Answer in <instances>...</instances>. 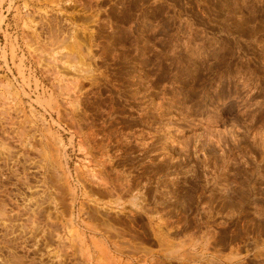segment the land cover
<instances>
[{
	"label": "rangeland",
	"instance_id": "obj_1",
	"mask_svg": "<svg viewBox=\"0 0 264 264\" xmlns=\"http://www.w3.org/2000/svg\"><path fill=\"white\" fill-rule=\"evenodd\" d=\"M0 264H264V0H0Z\"/></svg>",
	"mask_w": 264,
	"mask_h": 264
}]
</instances>
